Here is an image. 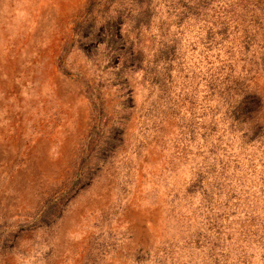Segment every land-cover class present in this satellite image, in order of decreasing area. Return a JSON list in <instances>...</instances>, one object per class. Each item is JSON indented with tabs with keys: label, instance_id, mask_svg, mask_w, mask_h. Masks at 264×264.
<instances>
[{
	"label": "rangeland",
	"instance_id": "1",
	"mask_svg": "<svg viewBox=\"0 0 264 264\" xmlns=\"http://www.w3.org/2000/svg\"><path fill=\"white\" fill-rule=\"evenodd\" d=\"M189 1L0 0V264H264V0Z\"/></svg>",
	"mask_w": 264,
	"mask_h": 264
},
{
	"label": "trees",
	"instance_id": "2",
	"mask_svg": "<svg viewBox=\"0 0 264 264\" xmlns=\"http://www.w3.org/2000/svg\"><path fill=\"white\" fill-rule=\"evenodd\" d=\"M138 3H143L144 0H138ZM184 0H181V2ZM193 1V0H190ZM189 1V3H190ZM206 2H208V0H203L201 5H204ZM152 0H149V6H151ZM199 4V3H198ZM189 5V4H187ZM187 5L185 4V8L184 5L182 6V12L180 13L179 11V15L183 16V18H185V15L190 14V9L187 8ZM200 6V5H199ZM143 11V10H142ZM145 13V15H144ZM143 14V15H142ZM151 12L150 10H144L142 13H139V15L136 16L135 21H132L133 23V27L138 28V27H142L143 24H148L150 22L151 19ZM178 16V15H177ZM182 18V17H180ZM112 26L109 27V37H110V46L111 48H113L115 51L118 52L119 54V58L122 61V65L124 67L132 65L135 66V68H142L146 74V76H148L151 80H154L156 82H159L160 80H162V78L164 79V75L161 74L160 72H155V68L156 66H152L150 63H145V52L142 51V49L135 47V44L133 42V40L131 41H123L120 37H118V35L115 32H111L110 30H112ZM173 48L171 46H167L165 48H160V49H156L154 50V54L156 59L159 57H169L170 56V51ZM157 60H155L156 62ZM158 79V81H157ZM241 102L236 110L241 111L240 113L242 115H247L250 114L251 112L255 111V108L253 107V103L254 101L250 98V97H245L243 99H239L238 103ZM255 104V103H254ZM255 106V105H254Z\"/></svg>",
	"mask_w": 264,
	"mask_h": 264
}]
</instances>
